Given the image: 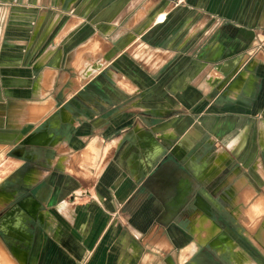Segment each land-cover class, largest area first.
<instances>
[{"label":"crops","instance_id":"1","mask_svg":"<svg viewBox=\"0 0 264 264\" xmlns=\"http://www.w3.org/2000/svg\"><path fill=\"white\" fill-rule=\"evenodd\" d=\"M178 1L0 0V264H258L242 220L264 200V57L203 82L182 55L196 17L163 42L180 6L257 25L264 0Z\"/></svg>","mask_w":264,"mask_h":264},{"label":"rangeland","instance_id":"2","mask_svg":"<svg viewBox=\"0 0 264 264\" xmlns=\"http://www.w3.org/2000/svg\"><path fill=\"white\" fill-rule=\"evenodd\" d=\"M183 3V0H179V2ZM203 10L200 9H189L188 7L180 6L175 11L171 12L169 16V24L168 26H172V21L174 18H178V22L173 27H171L168 31L165 32L164 35V46L168 45V42L172 39L173 34L180 30L181 32V38L180 40L183 42L184 39L187 37L188 32L186 27H188V18L189 17H196L197 23L195 24V35L192 39L191 44L187 49L183 52V56L191 58L190 64L194 65L197 69V77L199 81H205L208 74H206V70H208V66L206 65H213L214 67L219 68L220 65H223L227 61H231L235 59L236 57H240L242 60L241 64H243L242 69L245 70L248 65H250L256 58L264 57V23L263 24H239V25H233V26H227L226 23L229 21L236 20V17L239 15L240 20H250L252 18V13L254 10L251 9H228L226 10L225 15L218 14L219 9L213 11V14H208L210 12L207 11L208 15H212V19L208 18L205 14H199ZM214 16V17H213ZM244 17V18H243ZM262 17L264 18V14H262ZM208 19V23L200 24L202 21H205V19ZM223 19V20H222ZM168 20V18H167ZM165 21H166V14H165ZM164 21V22H165ZM237 21V20H236ZM162 22V23H164ZM223 26H222V23ZM264 22V21H263ZM201 25V26H200ZM194 27V25H193ZM228 28H233L231 30L226 31ZM239 31V33H238ZM244 32L246 35H251L252 40L250 43L247 44H241L240 43V36L241 33ZM147 38V37H146ZM148 39V38H147ZM149 40V39H148ZM247 40V38L245 39ZM150 43V40L148 41ZM151 44V43H150ZM219 45H222L225 48V54L222 57H211L213 54V50L216 49ZM151 46V45H150ZM204 77V78H203ZM236 75L232 78H230V82L234 80ZM203 78V79H202ZM223 78V76H222ZM7 116V112L5 113ZM23 126L19 128V130H15L10 127H6L5 131H20ZM25 136V135H23ZM24 142L30 143L28 137L25 136V139L22 140ZM23 145L21 143V148H23ZM11 157V154H5L3 156L0 155V161H8ZM46 156L43 154L42 158H45ZM4 163V162H3ZM8 168L4 169V172L7 171ZM2 171L0 172V177L2 176ZM22 200H19V202H16V204L22 203L24 196L21 198ZM57 205L54 203V206ZM59 207V206H56ZM264 200L258 201L251 209L250 212H248L243 217L244 224L250 229V237L253 238L254 229L257 230L256 234L259 235V231L264 232ZM59 219V218H58ZM40 224V223H39ZM251 226V228H250ZM263 239V237H261ZM246 245L249 246L251 251H253V248L250 247V243L246 240H243ZM233 239L229 236L227 237L225 234H221L219 236V239H217L215 242L212 243L213 247L218 249L217 251L224 255L226 252H231L233 257L234 254L239 255V251L236 249V246L233 244ZM225 252V253H223ZM248 256V255H247ZM255 259L257 260L258 264H264V254L259 253L257 251H254ZM237 257V255H236Z\"/></svg>","mask_w":264,"mask_h":264},{"label":"bare ground","instance_id":"3","mask_svg":"<svg viewBox=\"0 0 264 264\" xmlns=\"http://www.w3.org/2000/svg\"><path fill=\"white\" fill-rule=\"evenodd\" d=\"M157 22H164L165 21V14H161V15H159L158 16V18H157V20H156ZM235 65V63H232L231 65H229V67L228 68H226L225 70H228L229 68L231 69V68H233V66ZM219 80L220 78L219 77H217V76H215L214 74L211 76V82H213V83H216V80ZM29 130H30V128H28V132H29ZM28 132H27V134H28ZM27 134H23V135H27ZM24 144L25 143H28V142H23ZM28 144H30V143H28ZM244 195H246V194H244ZM247 196V195H246ZM243 197V196H242Z\"/></svg>","mask_w":264,"mask_h":264},{"label":"water","instance_id":"4","mask_svg":"<svg viewBox=\"0 0 264 264\" xmlns=\"http://www.w3.org/2000/svg\"><path fill=\"white\" fill-rule=\"evenodd\" d=\"M27 132H28V128L24 129L23 134H27ZM24 145H29V144L25 143ZM20 205H21V203L18 204L17 207L20 206Z\"/></svg>","mask_w":264,"mask_h":264},{"label":"flooded vegetation","instance_id":"5","mask_svg":"<svg viewBox=\"0 0 264 264\" xmlns=\"http://www.w3.org/2000/svg\"><path fill=\"white\" fill-rule=\"evenodd\" d=\"M199 202H200V201H199ZM199 202H198V203H199Z\"/></svg>","mask_w":264,"mask_h":264}]
</instances>
